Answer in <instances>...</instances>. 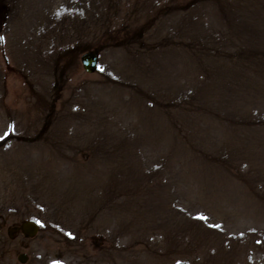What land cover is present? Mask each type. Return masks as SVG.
<instances>
[{"label": "rangeland", "instance_id": "obj_1", "mask_svg": "<svg viewBox=\"0 0 264 264\" xmlns=\"http://www.w3.org/2000/svg\"><path fill=\"white\" fill-rule=\"evenodd\" d=\"M0 137V264H264V0H0Z\"/></svg>", "mask_w": 264, "mask_h": 264}, {"label": "water", "instance_id": "obj_2", "mask_svg": "<svg viewBox=\"0 0 264 264\" xmlns=\"http://www.w3.org/2000/svg\"><path fill=\"white\" fill-rule=\"evenodd\" d=\"M79 61L81 64L82 69L86 73H93L97 69V52L95 49H90L87 51H84L80 56H79ZM18 229L21 234L24 237L31 238L35 235L38 229L37 223H35L32 220H23L19 223L18 227H10L7 230V234H10V231H14ZM26 258V255L23 253H18L16 255V259L19 262H24Z\"/></svg>", "mask_w": 264, "mask_h": 264}, {"label": "snow or ice", "instance_id": "obj_3", "mask_svg": "<svg viewBox=\"0 0 264 264\" xmlns=\"http://www.w3.org/2000/svg\"><path fill=\"white\" fill-rule=\"evenodd\" d=\"M0 138H2V137H0Z\"/></svg>", "mask_w": 264, "mask_h": 264}]
</instances>
